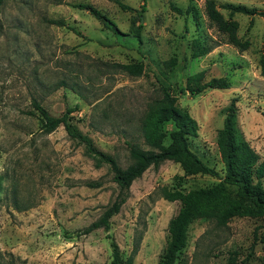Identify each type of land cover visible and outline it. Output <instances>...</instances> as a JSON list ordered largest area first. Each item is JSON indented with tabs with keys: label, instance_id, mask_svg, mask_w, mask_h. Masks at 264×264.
<instances>
[{
	"label": "rangeland",
	"instance_id": "rangeland-1",
	"mask_svg": "<svg viewBox=\"0 0 264 264\" xmlns=\"http://www.w3.org/2000/svg\"><path fill=\"white\" fill-rule=\"evenodd\" d=\"M207 0H4L0 5V264H111L113 240L123 257L141 233L133 264H161L168 227L179 201H167L161 189L210 187L224 177L217 133L225 110L236 97L237 126L264 161V69L260 65L264 19L229 15L227 4L264 11V0H214L225 19L238 24L246 50L228 43L205 10ZM121 3L130 8L122 10ZM97 9L103 26L86 10ZM191 5L197 19L187 13ZM182 10V14L172 9ZM62 20L65 26L50 24ZM141 25V42L133 36ZM69 28L80 32L76 35ZM198 39L210 51L193 59ZM176 59L171 67L170 60ZM142 64L139 76L121 68ZM225 77L230 88L180 94L186 78ZM176 96L178 108L198 125L189 147L217 176L184 177L180 166L165 161L150 167L130 186L110 229L81 232L114 200L118 187L106 165L96 168L64 127L40 129L36 100L52 116L67 108L73 126L95 147L125 169L132 163L127 143L144 145L139 125L162 87ZM168 134L172 123L163 125ZM169 144L168 136L164 145ZM100 182L99 188L86 186ZM109 237V238H108ZM264 264V220L234 217L226 225L198 217L187 230V244L174 264Z\"/></svg>",
	"mask_w": 264,
	"mask_h": 264
},
{
	"label": "trees",
	"instance_id": "trees-1",
	"mask_svg": "<svg viewBox=\"0 0 264 264\" xmlns=\"http://www.w3.org/2000/svg\"><path fill=\"white\" fill-rule=\"evenodd\" d=\"M3 1L0 0V5ZM118 4L122 10L130 11L129 7L121 3ZM75 8L88 11L103 26L110 27L111 23L108 18L97 9L84 4H78ZM224 8L229 11L230 16L238 13L264 19V11H258L256 8L234 4H227ZM172 9L182 14L181 9L174 6ZM205 10L208 19L214 23L218 31L226 35L228 43L243 51L248 48V42H241L237 36V22L231 18L225 19L217 9L214 0L205 2ZM186 12H191L192 17L197 19V10L193 6L189 5ZM49 23L65 26V22L62 20H50ZM134 25L133 36L140 43L142 26ZM69 29L76 35H80V32L75 28ZM191 51L192 58L196 59L208 54L210 49L208 46H203L200 40L195 39L191 44ZM259 62L261 68L264 69V34ZM175 65L176 59L173 58L170 60V66ZM121 68L131 76H139L143 70L140 63L121 65ZM229 88L230 83L225 77L211 78L205 81L204 73L201 71L190 74L186 78L185 86H178V91L180 94L188 92L195 96L207 89L226 90ZM176 102V96L170 93L168 87L163 86L162 97L153 102L139 125L144 145L148 149H143L132 142L127 143L132 163L123 169L112 157L98 150L90 137L82 134L73 126L70 121V114L76 110V107L67 108L60 116H52L36 100L33 101V107L39 116L40 129L44 133H50L62 125L68 137L83 147L84 154L93 160L96 168L104 165L108 167L113 175V181L118 187L114 200L101 216L86 227L81 234L87 235L97 229L108 231L112 217L120 212L121 207L128 199L131 184L150 167L156 168L165 161H172L178 164L183 172L180 180L199 174L217 176L214 169L208 167L191 151L189 137L196 135L198 125L187 111L177 107ZM236 102V97L231 99L225 110L222 127L217 133L216 144L224 167V177L210 187L194 189L187 193L177 189H161L163 199L170 202L179 201L181 204L178 213L169 223L168 244L161 256V264H174L176 262L178 255L186 247L188 227L198 217L215 219L221 226L226 225L234 217H261L264 220V161L250 147L239 131ZM165 123H172L174 127L168 134L163 128ZM167 136L169 144L164 145V139ZM86 186L99 188L101 184L94 181L87 182ZM141 238V233L136 232L131 253L127 257L122 256L118 245L111 240V264H133Z\"/></svg>",
	"mask_w": 264,
	"mask_h": 264
}]
</instances>
